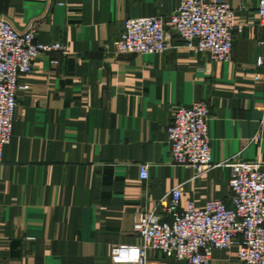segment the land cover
<instances>
[{
    "label": "crops",
    "instance_id": "obj_1",
    "mask_svg": "<svg viewBox=\"0 0 264 264\" xmlns=\"http://www.w3.org/2000/svg\"><path fill=\"white\" fill-rule=\"evenodd\" d=\"M229 3L242 31L230 60L215 62L174 32L162 53L113 51L126 19L167 17L177 0H0V16L18 28L33 23L38 42L66 48L39 54L20 77L28 87L0 165V264H111L113 246L140 243L134 218L175 186L182 205L227 200L225 164L264 161L258 0ZM199 100L211 111L212 159L224 165L195 176L172 162L166 127L179 106ZM144 264L185 262L149 249ZM209 264L244 263L232 248Z\"/></svg>",
    "mask_w": 264,
    "mask_h": 264
},
{
    "label": "built area",
    "instance_id": "obj_2",
    "mask_svg": "<svg viewBox=\"0 0 264 264\" xmlns=\"http://www.w3.org/2000/svg\"><path fill=\"white\" fill-rule=\"evenodd\" d=\"M256 13L260 33L255 65L264 68V0H258ZM36 31L33 23L18 28L0 16V165L3 148L11 140L18 94L28 87L20 77L32 73L39 54H66L61 42H38ZM241 31L229 0H177L175 11L167 17L126 19L112 47L119 55L162 53L174 32L194 53H208L213 61L225 62L232 56L235 33ZM210 115L205 100L195 101L179 106L166 127L172 162L192 168L195 176L224 165L212 159ZM260 138L258 131L254 139ZM225 165L231 167L227 200L210 199L198 206L189 199L182 205L181 188L175 186L166 203L134 218L133 230L140 243L113 246L110 263L144 264L151 249L185 264H209L216 251L235 248L241 263L264 264V161L235 159ZM139 170L140 178H147L148 165L141 164Z\"/></svg>",
    "mask_w": 264,
    "mask_h": 264
}]
</instances>
